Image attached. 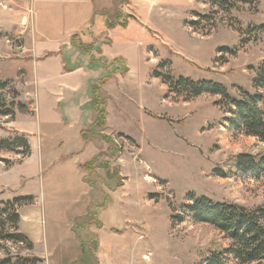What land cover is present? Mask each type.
Segmentation results:
<instances>
[{"label": "rangeland", "instance_id": "obj_1", "mask_svg": "<svg viewBox=\"0 0 264 264\" xmlns=\"http://www.w3.org/2000/svg\"><path fill=\"white\" fill-rule=\"evenodd\" d=\"M132 1L116 0L111 18L121 30L110 49L122 68L112 113L122 131H111L113 151L98 159L99 172H87L102 194L92 192L88 201L94 205L84 214L87 200L67 190L73 174L60 163L67 150L59 147L62 134L54 142V169L45 162V126L33 121L35 87L29 67H17L29 59L20 36L25 10L18 0H0V138L29 137L34 147L29 158L0 153V210L18 198H34L17 213L24 208L22 215L29 216L23 231L47 264H88L92 258L89 264H207L212 252L232 243L186 214L190 196L248 210L264 205V175L236 169L242 155L264 156V143L236 131L229 112L235 108L223 96H194L173 85L182 79L213 82L233 98L264 97L257 83L264 71V0ZM140 25L147 34L141 36ZM42 86L41 123L47 116ZM8 110L14 115L4 116ZM121 110L129 117L122 118ZM54 185L71 194L54 200ZM32 255L25 245L0 239V261ZM227 264L238 263L228 257Z\"/></svg>", "mask_w": 264, "mask_h": 264}, {"label": "crops", "instance_id": "obj_2", "mask_svg": "<svg viewBox=\"0 0 264 264\" xmlns=\"http://www.w3.org/2000/svg\"><path fill=\"white\" fill-rule=\"evenodd\" d=\"M18 3L25 10L23 18L19 19L23 28L20 36L24 37V54H27L29 59L19 61L17 67L19 71L26 72L23 67L28 66L31 73L26 72L29 85L34 84L35 87L33 112L36 116L33 121H36L40 128H42L41 124H44L45 138L48 139L44 154L45 162L50 170L54 169L57 159L54 142L59 140V135L62 134L59 147L64 146V150H67L62 155L60 163L67 174L70 172L73 174L68 180L71 189L67 190L72 191L74 196L77 195L78 199L87 200L83 212L86 214L94 205L88 201L90 195L95 190H100L102 194V190L98 180L94 182L88 178L84 166L96 158L109 156L113 148L104 136L110 138L111 131H122L120 130L122 124H116L115 117L112 116L119 87L118 77L121 76L119 71L122 69L118 70L115 66L116 54L110 49L116 42V36L121 35L119 26L109 27L117 7L116 0H18ZM121 9L123 14L128 15L126 7L123 9L122 6ZM31 13L30 20L28 14ZM141 29V36L147 34L142 26ZM122 40L125 41L126 38ZM106 78L109 81L102 87V95L107 100L106 124L102 128H95L94 131L98 133H89L86 136L84 133L92 131L99 118L93 108L94 89ZM41 84L47 104V116L43 123L37 116L39 100L42 96ZM120 115L122 118L128 116L124 110H121ZM28 140L32 155L34 152L32 138L28 137ZM99 170L100 168H97L96 171ZM54 188L56 189H51L54 200L63 197L66 193L71 194L64 192L65 188L62 185L59 187L54 185ZM98 195H100L99 191ZM22 209L19 211V232L32 243L33 249L30 250L33 253L32 257H37L43 264H47L45 256L36 252V242L31 234L23 231V219L29 216H23ZM47 242L46 237L48 256L50 252ZM97 253L100 252L97 250ZM89 263H93V258L92 261H88Z\"/></svg>", "mask_w": 264, "mask_h": 264}, {"label": "trees", "instance_id": "obj_3", "mask_svg": "<svg viewBox=\"0 0 264 264\" xmlns=\"http://www.w3.org/2000/svg\"><path fill=\"white\" fill-rule=\"evenodd\" d=\"M246 2L248 0H245ZM249 2V1H248ZM115 24L109 22V27L114 28ZM109 79L100 81L94 89V111L98 114V122L92 131L84 133L86 136L96 134V127H104L107 119V100L102 95V87ZM259 85L264 86V71L260 76ZM178 91L190 90L194 96L202 94L221 95L226 103L233 105L235 110L229 111L233 114L232 125L236 131L258 138L264 143V97L261 94L248 95L242 99L233 98L227 89L213 82H194L182 79L173 82ZM3 89V88H2ZM227 104V106H229ZM235 111V113H234ZM14 115L12 110L4 113V116ZM107 142L109 138L104 137ZM113 151V150H112ZM7 152L30 157L31 146L26 137H14L9 139L0 138V153ZM99 158L84 166L87 172H95L98 167ZM9 163V161H6ZM238 172H251L255 177L264 175V156L242 155L236 161ZM219 175H224L222 172ZM191 204L183 206L188 216L195 222L207 223L222 232L231 241L229 249L215 251L206 260L207 264H227L228 257L233 258L238 264H252L264 261V205L253 210H248L236 204L215 202L203 196H190ZM34 203L33 197L18 198L7 202L0 210V239L10 241L14 244L25 245L28 250L33 249L32 243L26 236L19 232L20 215L17 208L23 205L29 206ZM0 264H43L37 257H18L14 260L8 257L0 261Z\"/></svg>", "mask_w": 264, "mask_h": 264}]
</instances>
